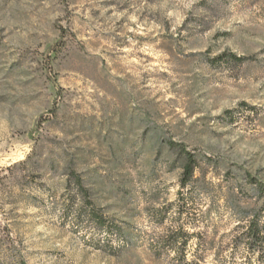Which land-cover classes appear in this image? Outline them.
I'll list each match as a JSON object with an SVG mask.
<instances>
[{"label": "rangeland", "instance_id": "374dc122", "mask_svg": "<svg viewBox=\"0 0 264 264\" xmlns=\"http://www.w3.org/2000/svg\"><path fill=\"white\" fill-rule=\"evenodd\" d=\"M253 220L264 0H0V264H264Z\"/></svg>", "mask_w": 264, "mask_h": 264}, {"label": "trees", "instance_id": "16d2710c", "mask_svg": "<svg viewBox=\"0 0 264 264\" xmlns=\"http://www.w3.org/2000/svg\"><path fill=\"white\" fill-rule=\"evenodd\" d=\"M229 59L230 61L236 63H243L246 61L245 57H238L234 54H223L219 57V59ZM183 155L185 156L186 163L183 166V177L181 180V186L186 187L194 177V174L197 169V164L194 161V156L191 152L186 149L182 150ZM102 220V218H99ZM247 240L250 242V248L255 250L260 244H264V228L258 227L256 220L251 221L248 231L246 232ZM258 253L260 254L261 259L264 258V248L259 249Z\"/></svg>", "mask_w": 264, "mask_h": 264}]
</instances>
